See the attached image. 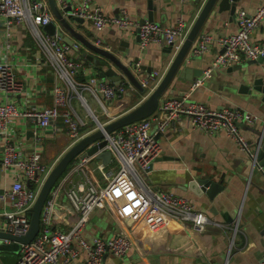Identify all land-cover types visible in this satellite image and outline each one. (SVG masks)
I'll list each match as a JSON object with an SVG mask.
<instances>
[{"label":"crops","instance_id":"1","mask_svg":"<svg viewBox=\"0 0 264 264\" xmlns=\"http://www.w3.org/2000/svg\"><path fill=\"white\" fill-rule=\"evenodd\" d=\"M67 2L74 8L81 0H67ZM263 2L264 0H240L235 16H231L229 12L218 14L217 7L214 8L195 44L199 43L204 36H211L213 41L206 53L198 57H189L188 64L191 70L199 74L200 71L204 72L209 68L215 58L223 53V47L219 45L218 39L237 32L238 12L244 10L254 14ZM155 4V23L168 27L176 26L181 18L185 20L188 27H191L202 9V4H198L196 0H157ZM93 5L110 17H117L122 10H127L138 22L146 18L148 14L145 0H94ZM4 22L5 20L0 17V62L8 60L15 69L17 81L23 85V91L13 98L21 109L52 107L54 72L45 64L43 52L37 46L31 28L28 25H14L12 37L8 40ZM55 23L57 29H62L58 22ZM73 25L99 46L114 52L125 63L130 65L137 58L138 64H132L134 70L145 66L148 73L152 70L154 73L164 74L175 52L178 51L176 47L173 54L167 57L168 52L165 49L168 46L163 44L152 43L143 48L139 42L137 26L127 29L110 27L97 31L92 23L87 21L83 24L73 22ZM40 31L49 35L43 27ZM64 36L65 40L73 41L67 32H64ZM59 41L66 44L62 39ZM74 42L78 43L75 40ZM122 42L127 45H123ZM251 42L264 43V22L252 35ZM71 54L73 58L80 60V54L72 47ZM82 61L85 63V69L80 77L84 81L79 77L80 81L85 82L90 76L102 79L98 70L88 61ZM249 62L250 60L243 59L240 64L245 68L230 74L227 72L230 67L215 69L212 78L198 88L193 87L195 77L193 80H188L178 75L162 99L178 97L182 93V99L204 103L213 109L231 108L248 112L256 118V121L252 124L240 125V133L242 138L250 144V148L254 147L257 142L256 133L264 124V110L258 100L252 96L239 94L241 83L236 79L246 73L263 72L264 64L250 65ZM146 71L143 72L147 73ZM192 74L191 71L190 77ZM106 82L109 81L106 80ZM125 82L127 84L126 80ZM126 91H131L134 97L129 99L126 106L119 108L118 102L124 100ZM126 91L109 104L112 108H108L109 112L105 114L93 91L82 86L79 88V93L87 98L92 114L104 123L128 112L145 98V94H139L132 87H127ZM3 99L0 94V103ZM72 106L83 119L86 128H89L87 132L94 131L96 122L89 115L88 110L82 106L76 94L72 99ZM58 129L56 133L50 128L41 130L38 126L35 127L29 122L20 120L13 126L12 132L25 152H32L34 136L41 135L43 162L51 167L71 147V140L65 132L62 120L58 124ZM152 133L161 146V154L145 175V183L154 189L193 201L195 208L205 213L214 224H209L205 232L197 233L191 227L179 225L153 212L139 220H128L120 216L114 207L97 209L92 213L84 231L88 239L98 236L107 238L127 230L133 241L132 250L126 257L109 256L106 263L261 264L264 259V200L257 190L243 179L248 170L244 156L245 150L225 132L207 135L193 129L184 119L176 127L169 128L164 133L159 132L158 124L155 122L152 125ZM2 150L0 139V156ZM95 161H98L97 164L102 162L93 159L89 167L95 168L96 164H93ZM113 166L119 171V163L113 162L107 166V169H111L110 173L113 171ZM96 176L99 177L97 174ZM201 176L223 185L224 190L215 200H210L206 194L198 196L188 189L189 181ZM65 178L64 175L56 187L59 189V194L55 201L52 219L55 228L67 232L79 218L77 207L69 196L79 176L74 175L67 180ZM13 181L14 178L10 176V173L0 169V214L13 210V203L10 199L4 198L5 192L9 191ZM101 184L105 186L107 181L102 180ZM0 217L1 225L3 217L2 215ZM215 223L220 226H216ZM20 256L21 250L0 251V264H15ZM71 264H85L84 254H80Z\"/></svg>","mask_w":264,"mask_h":264},{"label":"built area","instance_id":"2","mask_svg":"<svg viewBox=\"0 0 264 264\" xmlns=\"http://www.w3.org/2000/svg\"><path fill=\"white\" fill-rule=\"evenodd\" d=\"M56 1L61 9L65 8L64 0ZM93 3L94 0H81L73 8L71 16L92 23L97 31L110 27L140 28L139 22L134 20L127 10H122L117 17H110L101 9L95 8ZM0 17L5 20L3 25L8 40L12 37L14 25H28L31 28L36 44L43 52L45 64L54 72L55 80L52 107L21 109L13 97L23 91V85L17 81L12 64L8 60L0 62V94L4 98L0 103V139L3 148L0 169L10 173L14 178L9 191L4 194V198L10 199L13 203V210L0 214L3 217L0 230L3 229L16 236H25L30 229L28 215L57 163L50 167L43 162L41 135L34 136L32 152H25L14 137L13 126L24 120L41 130L50 128L56 133L59 130L58 124L62 120L73 146L96 130L83 132L86 125L72 106L75 94L93 117L96 126L97 121L100 120L92 114L88 100L79 93V88L81 86L90 88L105 114H108L109 104L131 86L125 83L116 86L97 76H90L85 82L79 80L84 74V61L73 58L71 47L62 44L58 36L46 35L40 31L42 27L55 20L48 1L0 0ZM263 22L264 2L254 14L244 10L239 11L237 32L218 39L219 45L223 47V53H220L213 64L195 79L193 87L203 86L212 78L215 69L232 67L240 64L243 59L256 60L264 57V43L251 42L252 35ZM190 28L182 18L174 27L147 22L140 28L141 46L145 48L152 43H159L165 46L174 45V50L176 47L179 49ZM212 41L211 36L202 37L199 43L191 48L187 60L189 57H198L206 53ZM161 78L162 75L159 74L141 77L146 96L154 91ZM156 113L148 119L110 134L104 149L111 152L113 156L111 163L116 161L120 165L119 171L113 177H111L112 172L107 169L108 165L102 162H99L95 168L89 167L95 159L90 157L77 160L67 170L65 180L74 175L79 176L78 182L69 193L79 213L77 222L67 232L54 227L52 214L59 194L56 186L44 205L38 235L31 243L23 245L21 256L15 264H71L82 253L85 256V264H107L106 260L109 256L126 257L133 247L129 231L122 230L111 237L98 236L93 239H88L84 234L93 211L105 209L107 206L114 207L124 219L139 220L153 212L179 225L191 227L197 233L205 232L209 224H214L205 213L195 208L193 201L154 189L145 183V175L161 154V146L152 133V125L156 122L159 132L164 133L169 128L176 127L184 119L193 129L207 135L225 132L244 150H249L250 144L241 136L240 124H252L256 118L241 109H213L204 103L177 97L161 99ZM102 180L107 181L105 186H102ZM215 225L220 226L218 223Z\"/></svg>","mask_w":264,"mask_h":264},{"label":"water","instance_id":"3","mask_svg":"<svg viewBox=\"0 0 264 264\" xmlns=\"http://www.w3.org/2000/svg\"><path fill=\"white\" fill-rule=\"evenodd\" d=\"M47 1L55 18L53 22L43 27L47 34L50 36H58L68 46L72 47L73 50L80 54V59L88 61L90 65L98 70L99 75L103 80H108L116 86H121L126 83V80L127 84L139 94H145V98L136 107L111 119L106 124L98 120L97 128L94 132L86 135L70 147V149L53 167L39 192L32 211L28 215L30 219V229L27 235L16 236L13 233L0 230V251L3 252H15L21 250L23 245L29 244L35 239L40 231L41 216L49 194L52 189L57 186L60 179L65 175L74 161L90 157L101 160L104 165H109L113 156L111 152L104 148L108 144V137L110 134L153 116L159 108L161 99L165 96L178 75L180 78H186L188 80H193L194 77L198 78L202 75V71H200L199 74L193 72L194 70H191L188 64L187 56L191 48L196 43L206 20L209 18L214 8L217 7L218 14L229 12L231 16H235L238 2L240 0H196L198 4H202L201 12L191 26L183 44L173 56L170 66L164 74H159L158 72L154 73L152 70L148 73L145 66H140L138 70H134L132 64H138L137 58H135L129 65L121 60L114 52L99 46L76 29L73 22L83 24L84 20L71 16L73 8L67 0H64L66 3L64 9L59 7L56 0ZM145 1L148 14L146 18L140 20V28L147 22H155L154 11L156 10L155 3L157 0ZM55 22H58L62 29H57ZM140 28H138L139 37L141 31ZM64 32H67L72 37V42L65 40ZM74 40L78 43L75 44ZM139 42L141 43V40H139ZM122 44L124 45L126 43L122 42ZM165 50L168 52L167 57L171 56L174 52V45L166 47ZM256 63L264 64V57L250 60L249 62L250 65ZM243 68H245V66L237 64L228 68L227 72L230 74L233 71H240ZM142 70L147 73H144ZM191 71L193 74L190 77ZM155 74L162 75V78L154 91L146 96V89L141 84V77L145 75L153 76ZM236 80L241 83L239 94L252 96L254 99L258 100V103L264 110V70L263 72L258 71L243 74V76ZM124 96V100L118 102L119 108L126 106L129 103V99L134 97L131 91H126ZM182 97L183 94L180 93L177 98L182 99ZM256 136L257 142L255 146L244 151L248 170L245 172L243 179L247 180L264 200V124L261 126V129L257 131ZM204 176L190 180L188 183V189L198 196L206 194L208 198L213 201L218 194L224 190L223 185ZM261 264H264V259Z\"/></svg>","mask_w":264,"mask_h":264},{"label":"rangeland","instance_id":"4","mask_svg":"<svg viewBox=\"0 0 264 264\" xmlns=\"http://www.w3.org/2000/svg\"><path fill=\"white\" fill-rule=\"evenodd\" d=\"M108 108H112L110 105L108 106ZM95 124V126H96V123H94ZM97 127V126H96ZM97 162L98 161H95V162H93V164H96L97 165ZM117 162L115 161L114 162V164H116ZM111 169H108V171H110ZM112 172H113V174H112V176L111 177H113L117 172H118V170H117V168L115 167V166H113V168H112ZM93 213H94V211H93Z\"/></svg>","mask_w":264,"mask_h":264},{"label":"trees","instance_id":"5","mask_svg":"<svg viewBox=\"0 0 264 264\" xmlns=\"http://www.w3.org/2000/svg\"><path fill=\"white\" fill-rule=\"evenodd\" d=\"M80 79H81L82 81H84L82 77H80ZM88 130H89V128L84 127L83 132H87ZM75 162H76V161H74V162L72 163V165H73ZM72 165H71V166H72ZM71 166H70V167H71ZM70 167H69V168H70ZM69 168H68V169H69Z\"/></svg>","mask_w":264,"mask_h":264}]
</instances>
